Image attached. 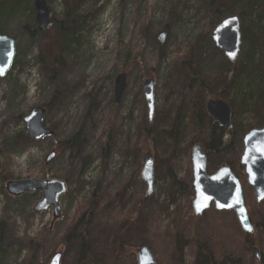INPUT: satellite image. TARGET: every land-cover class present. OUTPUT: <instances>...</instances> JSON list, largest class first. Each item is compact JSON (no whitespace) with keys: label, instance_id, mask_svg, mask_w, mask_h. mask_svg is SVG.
<instances>
[{"label":"rangeland","instance_id":"obj_1","mask_svg":"<svg viewBox=\"0 0 264 264\" xmlns=\"http://www.w3.org/2000/svg\"><path fill=\"white\" fill-rule=\"evenodd\" d=\"M47 1L52 12L48 30L38 27L33 0H23L0 26L16 39L14 64L0 77V264H48L61 251L59 242L73 214L80 205H89L94 193L97 201L103 197L104 208L110 207L105 210L110 218L135 216L136 205L144 200L154 209L147 242L157 244L156 260L199 264L192 238L169 252L180 218H192L193 213L189 209L193 187L181 185L192 179V147L185 129L192 91L189 80L187 84L182 81L181 61L199 44L208 66L223 63L226 57L212 41L219 15L205 11L204 0ZM226 6L235 14L242 10L241 22L250 33L253 16L233 0ZM261 23L264 26V17ZM161 32L167 35L164 43L157 38ZM250 37L242 42L235 70L245 65L252 50ZM121 72L127 74V86L116 103L115 79ZM243 73V94L256 90L257 72ZM151 78L156 85L152 119L143 92L144 82ZM35 107L43 108L45 126L53 131L40 140L28 134L24 121ZM249 109L237 114V120L233 117V135L238 139L241 135L237 134L253 123ZM240 143L235 173L242 182L249 214L254 211L260 222L264 201H255L247 183L240 164L243 136ZM148 151L154 156L155 183L154 192L145 198L147 186L141 170ZM52 152L55 158L46 163ZM29 178L67 183L59 218H54L52 208L34 212L42 198L40 190L20 196L8 192L10 182ZM194 216L195 221L210 224L197 235L198 244L206 250L218 252L224 246L241 264H264V228L246 234L234 211H218L214 206ZM97 219L91 228L92 242L105 234ZM254 248L259 249L260 260ZM137 250L130 258L136 260ZM130 258L125 264L131 263Z\"/></svg>","mask_w":264,"mask_h":264},{"label":"trees","instance_id":"obj_2","mask_svg":"<svg viewBox=\"0 0 264 264\" xmlns=\"http://www.w3.org/2000/svg\"><path fill=\"white\" fill-rule=\"evenodd\" d=\"M0 1V26H2L4 20L8 18L7 13H14L23 0ZM228 1L204 0V10L218 14L216 20L218 23L224 17L235 14L231 7L227 8ZM233 2L253 16L250 33H247L248 31L241 22L243 40L252 35L250 37L252 50L246 55L245 65H242L240 70H235L236 65L224 58L222 64L210 67L204 59V50L199 47V44H195L194 50H188L184 56L185 61L184 59L181 61L184 71L182 81L187 84L186 81L189 80L188 86L192 91L189 101L190 110L187 112L189 121L186 123L185 129L190 134V147L200 145L206 151L210 173L222 166H230L235 172V165L239 158L238 149L241 147L240 139L247 131L264 126V26L261 23V18L264 17V0H233ZM237 13L240 19L244 15L242 10L237 11ZM4 32L0 27V34H6ZM250 69L257 72L258 86L256 90L251 89L248 93L243 94L244 81L243 76L240 77V75ZM210 99L226 101L232 108L235 120H237L235 117L237 114L241 115L245 108H250L249 112L253 116V123L245 131L237 134L241 135L239 139L233 135L234 125L227 130L215 123L208 115L205 104ZM237 99L239 100L238 103ZM243 105L246 107L241 108ZM239 109L240 111H238ZM173 134L171 132V135ZM184 183L186 184L183 185ZM181 185L184 188L189 185L190 190H192L191 177L182 181ZM101 200L103 197L99 196L97 201V196L94 193L92 202H89V205H80L78 211L73 214V221L67 225L63 238L59 242L60 250L64 254L62 264H125V259L135 256V249L141 246H148L159 260L157 244L152 241L147 242L148 229L154 217V209L152 207L149 209L144 200L141 199L135 207V216L120 214V217L110 218L111 215L105 213V210L110 207L104 208L101 205ZM191 206L189 205L190 212ZM190 215L192 218L186 216L180 218L179 230L172 235L173 250H169V252L182 248L186 239L192 238L198 247L196 260L199 264H241V260L235 257L231 249L226 250L222 246L220 251L213 252L212 249L206 250L205 246L199 245L198 241L201 240L197 238L199 230L201 227L208 230L210 224L195 221L192 212ZM95 216L96 219L98 216L97 225L103 228L105 233L98 242H92L90 239ZM249 216L254 225V231L264 228V214L260 222L256 219L254 211L250 212ZM155 237H159V233ZM200 248L201 250H199ZM129 260L131 263L128 264H136L135 258Z\"/></svg>","mask_w":264,"mask_h":264},{"label":"water","instance_id":"obj_3","mask_svg":"<svg viewBox=\"0 0 264 264\" xmlns=\"http://www.w3.org/2000/svg\"><path fill=\"white\" fill-rule=\"evenodd\" d=\"M36 12V23L41 30H48L52 25V12L47 0H33ZM167 35L161 32L158 35L160 43H164ZM212 41L219 48L226 59L232 63L236 62L241 53L242 32L241 19L237 14L224 17L216 24L212 31ZM235 53V56L232 55ZM16 54V39L0 34V68L4 77L10 69ZM127 86V74L121 72L115 79V101L118 103L123 96ZM155 81L148 79L143 84V92L150 119L155 110ZM208 115L215 123L225 129H231L233 112L231 106L222 99H210L205 104ZM28 134L35 140L51 136L53 131L45 126L44 110L41 107L33 108L24 118ZM243 153L240 163L244 166L247 183L251 186L257 203L264 201V126L249 130L243 137ZM55 152L47 156L46 163L55 158ZM143 168L141 179L146 184L145 198L154 192V156L147 152L142 157ZM192 185L194 199L192 209L196 216H202L212 205L218 211L232 210L237 216L242 230L246 234L254 231L243 193L241 180L234 174L229 166H222L214 173L208 172V158L204 148L194 145L191 149ZM8 192L13 196H20L27 192L40 190L42 198L34 205L36 213L46 212L53 209L54 218L61 216L60 199L67 191V183L64 180L53 179H24L12 181L7 185ZM199 209V210H198ZM251 228V231L248 230ZM253 253L260 260L259 249L254 248ZM63 252L57 251L50 258L48 264H62ZM136 264H160L156 261L148 246L139 247L136 252Z\"/></svg>","mask_w":264,"mask_h":264},{"label":"snow or ice","instance_id":"obj_4","mask_svg":"<svg viewBox=\"0 0 264 264\" xmlns=\"http://www.w3.org/2000/svg\"><path fill=\"white\" fill-rule=\"evenodd\" d=\"M232 55H233V56H235V53H232ZM2 73H3V69H2V68H0V74H2ZM198 210H199V209H198ZM248 230H249V231H251V228H250V227H248Z\"/></svg>","mask_w":264,"mask_h":264}]
</instances>
